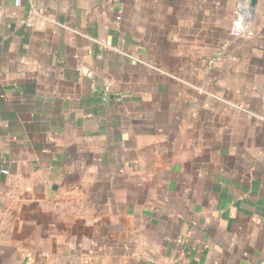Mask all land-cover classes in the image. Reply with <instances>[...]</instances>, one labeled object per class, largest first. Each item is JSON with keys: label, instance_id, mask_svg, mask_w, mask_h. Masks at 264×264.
I'll return each mask as SVG.
<instances>
[{"label": "crops", "instance_id": "0c3cea01", "mask_svg": "<svg viewBox=\"0 0 264 264\" xmlns=\"http://www.w3.org/2000/svg\"><path fill=\"white\" fill-rule=\"evenodd\" d=\"M239 2L0 0V264H264Z\"/></svg>", "mask_w": 264, "mask_h": 264}, {"label": "built area", "instance_id": "2783aa9c", "mask_svg": "<svg viewBox=\"0 0 264 264\" xmlns=\"http://www.w3.org/2000/svg\"><path fill=\"white\" fill-rule=\"evenodd\" d=\"M251 18V12L246 9L244 2H239L233 13L229 36L234 40L250 39L254 34Z\"/></svg>", "mask_w": 264, "mask_h": 264}, {"label": "water", "instance_id": "95a60500", "mask_svg": "<svg viewBox=\"0 0 264 264\" xmlns=\"http://www.w3.org/2000/svg\"><path fill=\"white\" fill-rule=\"evenodd\" d=\"M256 5H257V0H249V9L251 10V13H254Z\"/></svg>", "mask_w": 264, "mask_h": 264}]
</instances>
